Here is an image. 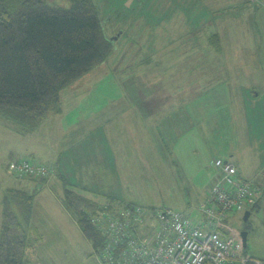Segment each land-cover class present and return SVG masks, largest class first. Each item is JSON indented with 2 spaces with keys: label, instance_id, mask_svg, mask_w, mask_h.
I'll return each mask as SVG.
<instances>
[{
  "label": "rangeland",
  "instance_id": "rangeland-1",
  "mask_svg": "<svg viewBox=\"0 0 264 264\" xmlns=\"http://www.w3.org/2000/svg\"><path fill=\"white\" fill-rule=\"evenodd\" d=\"M94 1L112 50L59 92L52 139L62 127L81 136L56 151L66 176L51 166V189L41 194L39 180L24 188L36 196L23 264H104L105 252L95 253L60 204L65 188L100 206L171 209L202 222L216 157L251 182L264 166V0ZM8 123H0L8 128L0 132V193L22 188L10 175L18 152L47 155L40 142L49 124L15 126L18 134ZM49 190L51 200L41 198ZM243 213L230 233L248 232L245 256L264 260V198L246 221ZM153 230L152 219L138 229Z\"/></svg>",
  "mask_w": 264,
  "mask_h": 264
},
{
  "label": "trees",
  "instance_id": "trees-1",
  "mask_svg": "<svg viewBox=\"0 0 264 264\" xmlns=\"http://www.w3.org/2000/svg\"><path fill=\"white\" fill-rule=\"evenodd\" d=\"M49 1L0 0V120L14 126L36 128L43 117L57 112L60 90L105 61L112 50L94 0H65L68 7ZM20 179L44 183L40 178ZM35 196L15 188L5 193L0 264H23L25 226ZM64 202L95 253L101 251L105 237L94 227L89 213L100 212L104 205L69 188L64 189Z\"/></svg>",
  "mask_w": 264,
  "mask_h": 264
},
{
  "label": "built area",
  "instance_id": "built-area-1",
  "mask_svg": "<svg viewBox=\"0 0 264 264\" xmlns=\"http://www.w3.org/2000/svg\"><path fill=\"white\" fill-rule=\"evenodd\" d=\"M213 164L219 175L203 210L206 221H193L171 209L147 214L138 206L104 204L98 212L104 220L96 227L105 237L104 264H262L244 255L239 236L224 230L233 213L255 204L259 189L239 178L233 163L215 159ZM51 174L50 166L27 159L10 166V175L18 179H46ZM150 219L154 230L140 234L138 229H146Z\"/></svg>",
  "mask_w": 264,
  "mask_h": 264
},
{
  "label": "crops",
  "instance_id": "crops-1",
  "mask_svg": "<svg viewBox=\"0 0 264 264\" xmlns=\"http://www.w3.org/2000/svg\"><path fill=\"white\" fill-rule=\"evenodd\" d=\"M61 115L57 114V112H51L50 114L46 115L45 117H43L39 124H38V129L37 130H40V128H44L45 126H47L49 124V127H48V131L47 132H44L43 134V137L44 139L40 142V145H42L44 147V150H41L42 153H46L47 155L46 156H37L36 154H34L32 151H27L25 150V152H18L16 154V156H14L13 158H16L17 156H21L19 159L17 160H21V159H27L29 161H33V162H38V163H41V164H45L47 166H52L56 172V174L60 176H66V174L64 173V170L62 169V165H61V156H58V158H55L56 157V151L58 149V147L60 145H63V146H67V139H74V138H78L80 137L81 135L77 132H74L72 130L73 127L65 130L63 127H62V131L59 132L58 136H57V140L55 141L54 139H52L51 135L53 136V131H54V128H50L52 124H57L56 121L58 120L60 123H61ZM1 124L4 123V125L6 126V123L3 122V121H0ZM0 124V125H1ZM14 126V125H13ZM125 127L127 129V125H126V120H125ZM8 128H0V132H5ZM14 131L15 132H18V134L20 133L17 129H15V126L13 127ZM17 130V131H16ZM16 134V133H15ZM124 134H125V131H124ZM21 136H23L24 134H20ZM41 137V136H40ZM54 137V136H53ZM54 141V142H53ZM18 151H22L21 149H19ZM31 152V153H30ZM31 155V156H29ZM54 156V158H53ZM39 157V158H38ZM42 157H45L46 159H43ZM215 159H222V158H219V157H216ZM214 159V160H215ZM35 160V161H34ZM223 160V159H222ZM224 161H229L228 159L224 160ZM230 162V161H229ZM95 164V161L93 162ZM97 165V164H95ZM236 167V166H235ZM217 171V170H216ZM236 171H237V168H236ZM5 174L7 175V173L5 172ZM218 171H217V179L214 181V183L218 180ZM237 175L239 176V178L243 179V180H249V179H245L244 177H242L241 175L238 174L237 172ZM56 179V178H55ZM55 179H51V180H46L42 185H41V191L40 193L42 194L43 192H46L47 189H51V183L55 181ZM58 179V178H57ZM12 180H14L15 182H18V183H21V186L22 188H15V189H23L24 188H29L31 189L32 188V182L31 180L29 179H16L14 177H12ZM252 180V183L253 185L255 186V188L259 189V195L257 196V199H256V202L255 204L248 210L251 214V211L253 208H255L257 205H258V202L260 201V199L264 198V166L261 167L258 172L256 173V176L254 179H251ZM251 182V181H250ZM213 183V184H214ZM26 191V189H25ZM28 192V191H27ZM6 192H1L0 193V226H1V218H2V204H3V198H4V195H5ZM51 190H49V192H47L46 194L42 195L41 198H45L46 196H48L47 199L50 198L51 200ZM53 195V194H52ZM53 197V196H52ZM63 197V196H62ZM54 199V197H53ZM55 200V199H54ZM61 201L64 202V198L60 200V204H61ZM53 202V201H52ZM53 207V205H52ZM51 213L54 214L55 212L51 210ZM241 213V212H240ZM70 214V213H69ZM239 214V213H233L231 215V217L228 219V224H227V227H224V230L229 232L230 230H232L231 228V223H230V220L231 219H234L236 217V215ZM244 214V213H243ZM189 215V214H187ZM71 216V215H70ZM244 216V215H243ZM250 216V215H249ZM70 221L71 223L73 222V224L77 227V233L79 234H83L79 225L77 224V221H75V219H73V217L71 216L70 217ZM196 221V219H195ZM197 221H200V220H197ZM196 221V222H197ZM74 230V229H73ZM72 230V231H73ZM248 233V232H247ZM234 235V234H233ZM237 236V235H235ZM240 237V235H239ZM82 238L86 239V237L84 235H82ZM241 239V238H240ZM246 239H247V236H246ZM87 240V239H86ZM89 241L87 240V243ZM90 243V242H89ZM245 248V247H243ZM245 250V249H244ZM251 258H254V259H257L255 257H251ZM257 260H260V259H257ZM260 261H264V260H260Z\"/></svg>",
  "mask_w": 264,
  "mask_h": 264
},
{
  "label": "bare ground",
  "instance_id": "bare-ground-1",
  "mask_svg": "<svg viewBox=\"0 0 264 264\" xmlns=\"http://www.w3.org/2000/svg\"><path fill=\"white\" fill-rule=\"evenodd\" d=\"M89 217L91 218L92 224L94 227H98L102 221L104 220V215L101 213L94 212L92 215L89 214ZM247 236V234H246ZM242 243V240H240Z\"/></svg>",
  "mask_w": 264,
  "mask_h": 264
},
{
  "label": "water",
  "instance_id": "water-1",
  "mask_svg": "<svg viewBox=\"0 0 264 264\" xmlns=\"http://www.w3.org/2000/svg\"><path fill=\"white\" fill-rule=\"evenodd\" d=\"M249 215H250V212L248 210L244 212V216H243L244 221L248 219ZM246 234L247 232L240 233V238L242 240L243 247H246Z\"/></svg>",
  "mask_w": 264,
  "mask_h": 264
}]
</instances>
